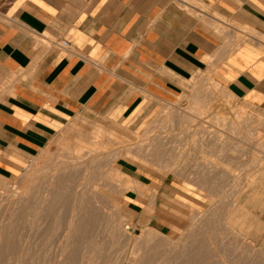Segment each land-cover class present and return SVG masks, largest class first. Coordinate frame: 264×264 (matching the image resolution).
<instances>
[{
    "label": "crops",
    "instance_id": "1",
    "mask_svg": "<svg viewBox=\"0 0 264 264\" xmlns=\"http://www.w3.org/2000/svg\"><path fill=\"white\" fill-rule=\"evenodd\" d=\"M200 73L264 110V0H0V174L77 117L136 127Z\"/></svg>",
    "mask_w": 264,
    "mask_h": 264
},
{
    "label": "rangeland",
    "instance_id": "2",
    "mask_svg": "<svg viewBox=\"0 0 264 264\" xmlns=\"http://www.w3.org/2000/svg\"><path fill=\"white\" fill-rule=\"evenodd\" d=\"M199 96H201L200 100ZM172 104L170 109V105L167 106L164 102L160 103L159 107L136 127L77 117L67 125V128L50 145L34 157L21 173L14 177L0 174V182H4L0 183V187L3 188V184L5 187V183L8 186L7 188L0 189L2 193V198L0 197L2 199V201L0 199V264H93L94 262L98 264L97 261L100 262L99 264H131V262L134 264H242V262L244 264H264V110L247 105L228 96L225 90L212 79L209 73H200L194 76L185 93ZM180 107L196 113V115L204 120L203 124H207L210 128L218 125L228 132L231 128H237L236 133L232 132V135L236 136V138L231 141L232 143H225L222 151L219 152H215L211 150L212 148L207 147L204 150L202 148L200 150L199 146L193 147L194 145L190 143V138L175 125L179 120L177 115L180 109H182ZM172 110L173 113L170 115L169 112ZM247 116L252 117L251 124L255 130L251 132L247 128L239 127L238 129V125H243ZM239 120L243 121V123L239 122ZM161 129H167L166 133H171V135L165 140V144L161 148L158 147L159 151L152 153L151 150H148L145 153L143 149L144 145L157 137ZM95 131H98L102 135L108 134V132L112 135L109 138L105 136L94 137ZM248 132L250 136L252 135L251 137H249ZM184 139L188 140L189 144L192 145H189L190 147H187L183 155H181L179 147L180 143L184 142ZM245 141L246 144H243ZM96 142L104 145L100 148L92 145ZM92 148L96 150V155L102 158V160H110L109 157L114 159L116 155L117 158H115L113 164L112 162L109 164V161L106 162L104 160V166L101 163L102 166L100 167L98 166L99 163L96 164L94 162L95 164L92 163L93 167L90 164L91 168L84 171V165H81L83 164L81 160L88 158L85 154ZM128 148L134 152V155L133 153L132 155L127 153ZM148 154L151 156H148ZM159 155H162V157ZM151 157L153 158L151 159ZM157 158L160 159L157 163H162L161 165H164V167H161V165L152 166L149 163L156 161ZM87 161L84 160L83 162ZM167 161L169 163L176 162V171H170ZM59 164L64 167H60ZM63 164L69 168L65 170L66 168ZM166 164L168 165L166 166ZM94 165L97 167H94ZM111 165L129 174L132 180H140L147 186H154L156 198L154 197L152 200V205L149 206L150 201L147 197L145 198V196L136 192L134 183H131L130 187L123 191L125 192L124 195L122 194L123 198L109 189V187L99 186V183H102L100 176L102 174H111L109 172ZM211 165L216 167L214 171L219 173L220 177L218 174L216 179H214L215 176L211 175L213 174L211 172L206 173L207 175L200 174L202 171H206L204 166L208 167ZM177 169L179 170L177 171ZM81 174L85 175H82L84 180ZM249 175L251 176L250 178H248ZM201 176L204 179L206 177V180ZM124 177L122 175V180H127ZM201 179L204 180V185H202L203 181ZM195 182H198L197 184L200 183L201 186L199 184L198 188ZM208 183L212 184V187ZM249 183L250 185L248 186ZM147 186L142 187L146 189ZM121 187V185L118 186V188ZM210 187L212 190L208 189ZM242 188H246V191L240 193L239 191H242ZM4 190L6 192L10 190L11 192H19L28 197L30 196L29 199L25 200L26 202L22 200L20 202L21 205L19 203L16 204L15 210L10 208L14 214H12L13 216L11 215V211H9L10 209L8 210L7 203L9 201L4 200L6 199L3 196L6 194ZM208 190L214 192V196L210 194L214 198V201L220 202V204L217 203L218 208L215 211L218 215L215 214L213 215L214 217L211 215L214 212L209 210L211 202L209 200L210 195L207 193ZM100 191L104 193L98 194ZM235 193L236 196L234 195ZM94 195L96 199L99 198L97 200H99L98 203L100 205L101 203L104 206L106 205L105 207L110 210L109 212H111L110 214L114 219L117 218L114 215H117L115 210L119 209L118 206H123V210L126 213L125 219L131 222V224H135L133 231H131V235L134 236L135 241L141 234L143 226L147 225L156 229V233H159V235L157 233L156 240L160 239L158 241L162 240L161 242L163 243L160 246L161 248H154V242L150 244L139 242L142 244L139 245L144 247L143 250L146 249V251L143 252L140 246H138L140 249L137 247L135 248V252H133L134 238H132L130 243H127L125 237L121 238L119 236L115 237L116 239L108 237V230L103 225L104 223L101 224L97 218H93L89 213L86 214L85 207L92 204L91 197ZM232 196H235V198ZM112 199H121L120 204L116 205L117 207L115 206V210L111 202ZM231 199L234 204L231 202ZM80 200L84 204H81ZM235 202L238 204H235ZM26 203L27 205H25ZM230 204H233L232 209L230 208ZM79 205H84L85 209L82 206L81 210H78ZM71 208L81 211V215L85 212L86 215H82L84 218L81 216L83 219L80 220L79 225L85 228H82V230H86V233L84 230H80V226L74 228L75 231L71 230L68 233V222H71V215L73 214H71L73 212ZM146 210L148 211L146 212ZM209 211H211V214ZM225 212H232L231 218L226 221L228 229L224 228L221 221L222 216L226 214ZM202 214L206 218L203 222L206 220L205 222L207 223L208 221V223L204 222L200 227L195 226L194 228L192 226L193 216L197 215L195 217L203 219ZM9 216L12 219H9ZM87 216L89 217V221L85 220V218H88ZM207 216H210L209 218L212 219H209L210 222ZM215 217L218 219H214ZM115 220L117 221L118 218ZM213 220L214 222H212ZM48 231L49 234L47 235ZM77 232L84 235L81 237ZM168 238L170 241L181 238V241L171 245ZM244 238L252 241L255 251L250 252L247 248L245 250V247L242 245V239ZM167 242L169 244L166 246ZM91 243L95 244L96 247ZM176 244H180L179 248ZM2 246L3 248H1ZM92 248L96 251L90 250ZM136 249L138 253L143 252L145 256H142V254L141 256L140 254L138 255ZM95 252L98 253V256L100 255L97 261L98 256ZM84 256H88V261L87 259L85 260ZM59 259H65V262ZM89 260L93 262L91 263Z\"/></svg>",
    "mask_w": 264,
    "mask_h": 264
},
{
    "label": "bare ground",
    "instance_id": "3",
    "mask_svg": "<svg viewBox=\"0 0 264 264\" xmlns=\"http://www.w3.org/2000/svg\"><path fill=\"white\" fill-rule=\"evenodd\" d=\"M203 96V95H202ZM204 97V96H203ZM202 97V98H203ZM200 98H201V96H199V100H200ZM197 99H198V97H197ZM205 100V99H204ZM165 104L167 105V106H169L170 105V109H171V106L173 105L172 103H170V102H165ZM172 104V105H171ZM180 108H182V107H180ZM176 109V108H175ZM175 111V110H174ZM173 113V110L172 111H170L169 112V114L171 115ZM178 123L177 124H175L176 125V127L179 129V130H181L183 133H185L186 135H187V137H189L190 138V143H192L194 146L193 147H196V146H199L200 147V150H201V148H202V150H204V148L206 149V147L207 148H212L211 150H214L215 152H219V151H222V147L224 146V144L225 143H227V144H229V142L230 143H232L231 141H233L235 138H236V136H234V135H232V132L234 133L235 131H236V129L237 128H231V129H229V132L227 131V130H224L223 128H221L220 126H218V125H214L213 126V128H210V127H208V125L206 124H203V122H204V120H202L201 119V117L200 116H198V115H196V113H193V112H190V111H188V110H186V109H180V111L178 112ZM238 116V115H237ZM172 118V117H171ZM177 119V118H176ZM206 122V121H205ZM239 122H242L243 123V121H240L239 120ZM251 122H252V117H248L247 116V118L244 120V124L242 125H238V129H239V127H242V128H247L248 129V131L249 132H251V131H253V130H255L254 129V126L251 124ZM176 123V122H175ZM170 129H172V128H170ZM168 130L167 129H161L160 130V133L157 135V137H155V138H153L152 140H150V142L148 141V143H146L145 145H144V152L145 153H147V151L149 150H151L152 151V153L154 152H156V151H159L158 150V147H162V145H164L165 144V140L167 139V138H169V136L171 135V133H166ZM244 131V130H243ZM248 132V134H249V137H251L250 136V133ZM236 133V132H235ZM238 133H240V132H238ZM242 133V132H241ZM246 133V132H245ZM247 134V133H246ZM254 134V133H253ZM112 134L111 133H109L108 132V134H105V135H102V134H100L98 131H95L94 132V137H96V136H98V137H103V136H105V137H110ZM244 135V134H243ZM237 136H239L238 134H237ZM240 137H241V134H240ZM239 138V137H238ZM242 141V140H241ZM243 142V141H242ZM234 143V142H233ZM192 144H189V141L187 140L186 141V139H184V142L182 143H180V147H179V153L181 154V155H183V153L185 152V149L187 148V147H190L189 145H192ZM241 144V143H240ZM243 144H246V141H245V143H243ZM92 145H94V146H98V148H100L102 145H104V144H101V143H93ZM237 145V144H236ZM239 145V144H238ZM102 148H104V147H102ZM190 149V148H189ZM208 150V149H207ZM143 151V150H142ZM119 152H121L122 153V151L121 150H119ZM119 152H116V153H119ZM205 152H206V150H205ZM121 153H120V156H121ZM127 153H130V155H132V153H133V155H134V152H132V151H130V149L128 148L127 149ZM143 153V152H142ZM158 153V152H157ZM156 153V154H157ZM162 153V152H161ZM221 153V152H220ZM85 154V153H84ZM137 154V153H136ZM135 154V155H136ZM214 154V153H213ZM86 156H88V158H85V159H83V160H81L82 161V163L83 164H81V165H84V171H87V169H89V168H91V165L90 164H95L94 162H96V164H98V166L100 167V166H102L101 165V163H103L104 162V160L105 159H103L102 160V158H100V157H98L97 155H96V150L95 149H89L87 152H86V154H85ZM125 155H127V154H125ZM150 154H148V156H149ZM117 156V155H116ZM116 156H114L115 158H117ZM119 156V155H118ZM145 156H147V155H145ZM151 156V155H150ZM152 156H153V154H152ZM160 156V155H159ZM215 156V155H214ZM101 157H104V156H101ZM125 157V156H124ZM158 157V156H157ZM160 157H162V155L160 156ZM159 157V158H160ZM112 158H113V156H112ZM115 158L114 159H111L110 157H109V159L111 160H105L106 162L107 161H109V164H110V162H112V164H113V161L115 160ZM134 158V157H133ZM153 157H151V159H152ZM157 158V160L156 161H154V162H149L150 164H152V166L153 165H161L160 163H157V162H159V160L160 159H162V158ZM222 158V157H221ZM138 159V158H137ZM150 159V160H151ZM219 160H220V158H218ZM217 159V160H218ZM84 160H88L87 162H83ZM136 160V159H135ZM145 160V159H144ZM67 161V160H66ZM146 161V160H145ZM147 161H149V160H147ZM224 161V160H223ZM222 161V162H223ZM168 162V161H167ZM169 163V162H168ZM171 163V162H170ZM170 163H169V165L168 164H166V166L168 165L169 167L168 168H170V171H176V162H173V163H171V165H170ZM93 164H92V167H93ZM104 164L105 163H103V166H104ZM125 164V163H124ZM144 164H146V163H144ZM148 164V163H147ZM208 164H210V163H208ZM207 164V165H208ZM63 165H65V164H63ZM59 166H60V164H59ZM58 166V167H59ZM127 166V165H126ZM166 166H165V168H166ZM60 167H64V166H60ZM94 167H97V166H95L94 165ZM109 167V166H108ZM161 167H164V165L162 166L161 165ZM65 170H67L69 167L68 166H66L65 165ZM204 168L206 169V171H202V173H200V174H206V173H209V172H211V173H213V174H211V175H213V176H215L214 177V179H216V176L219 174V173H217L216 171H214L215 170V166L213 165H211V166H208V167H206V166H204ZM93 169V168H92ZM61 170V169H60ZM169 170V169H168ZM179 169H177V171H178ZM182 170V169H181ZM192 170V169H191ZM204 170V169H203ZM63 171H64V169H63ZM94 171V170H93ZM199 171V170H198ZM198 171H196L197 173H199ZM222 171V170H221ZM92 172V171H91ZM109 172H111V174H102L101 176H100V180L102 179V183H99L100 185L99 186H101V187H109V189H111L112 191H114L115 193H117V194H119V195H121V197H122V194L124 195L125 194V192H123L125 189H128V187H130V184L131 183H134L135 184V186H136V192L138 193V194H141V195H143V196H145V198L147 197L148 198V200L150 201V205L149 206H151L152 205V200L154 199V197H155V194H156V189H155V187L154 186H147L144 182H141L140 180L138 181V180H132L131 178H130V175L129 174H127V173H124V172H122V171H120V170H118V168H116L115 166H112L111 165V167H110V169H109ZM195 172V171H194ZM214 172H216V173H214ZM219 172H220V170H219ZM87 173V172H86ZM191 173V172H190ZM221 173V172H220ZM73 174H75V173H73ZM72 174V175H73ZM84 174V173H83ZM83 174H81V176L83 175ZM175 174V173H174ZM179 174V173H178ZM177 174V175H178ZM200 174H198L199 176H200ZM225 174V173H224ZM71 175V174H70ZM69 175V176H70ZM90 175V174H89ZM122 175L123 176H125L126 177V179L127 180H125V181H123L122 180ZM180 175H182L181 173H180ZM193 175V174H192ZM194 175H196V174H194ZM207 175V174H206ZM222 175H223V172H222ZM248 175V174H247ZM251 175V174H250ZM249 175V177L248 178H250L251 176ZM74 176V175H73ZM83 176H85V175H83ZM82 176V177H83ZM198 176V177H199ZM212 176V177H213ZM219 177H220V174L218 175ZM228 176V175H227ZM72 177V176H71ZM70 177V178H71ZM86 177H87V175H86ZM90 177V176H89ZM124 177V178H125ZM190 177V176H189ZM201 177H203V176H201ZM210 177V176H209ZM73 178V177H72ZM129 178V179H128ZM195 178V177H194ZM207 178H208V176H207ZM211 178V177H210ZM237 178V177H236ZM246 178H247V176H246ZM198 179V178H197ZM203 179H204V177H203ZM203 179H201V181H203L202 182V185H204L205 183H204V180H206V177H205V179L203 180ZM212 179V178H211ZM235 179V178H234ZM83 180H84V177H83ZM184 180V179H183ZM189 180V179H188ZM193 180V179H192ZM200 180V179H199ZM252 180V179H251ZM191 181V180H190ZM213 181V180H212ZM218 181V180H217ZM241 181V180H240ZM246 181V180H245ZM193 182V181H192ZM200 182V181H199ZM205 182H208V181H205ZM210 182H211V180H210ZM209 182V183H210ZM214 182V181H213ZM221 182V181H220ZM1 183V182H0ZM2 183H4V182H2ZM1 183V184H2ZM196 183V182H195ZM198 183V182H197ZM196 183V184H197ZM204 183V184H203ZM208 183V184H209ZM212 183V182H211ZM241 183H243V182H241ZM251 183V182H250ZM250 183L248 184V186L250 185ZM87 184V183H86ZM92 184V183H91ZM194 184V183H193ZM200 184V183H199ZM199 184H197L196 186L198 187V185ZM213 184V183H212ZM212 184L210 185L211 187H212ZM88 185V184H87ZM90 185V184H89ZM119 185H121L122 187L121 188H118V186ZM208 185V186H209ZM215 185V184H214ZM232 185V184H231ZM244 185V184H243ZM2 186V185H1ZM98 186V187H99ZM142 186H147V188L145 189V188H143ZM199 186H201V184L199 185ZM222 186V185H221ZM225 186V185H224ZM223 186V187H224ZM238 186V185H237ZM241 186V185H240ZM5 187L7 188L8 186H6V183H5ZM4 187V184H3V188L2 187H0V189L2 188V189H4L5 188ZM124 187V188H123ZM205 187H206V185H205ZM211 187L210 188H208V189H211ZM79 188V187H78ZM199 188V187H198ZM91 189V188H90ZM133 189V188H132ZM201 189V188H200ZM203 189H204V187H203ZM241 189V188H240ZM207 190V189H206ZM205 190V191H206ZM212 190V189H211ZM207 191V193L210 195V194H213V196H214V192H212V191ZM5 191V190H4ZM76 191V190H75ZM149 191H151V193H149ZM214 191V190H213ZM239 191V190H238ZM238 191H236V192H238ZM244 191H246V188L244 189V188H242V191H239L240 193H242V192H244ZM6 192V191H5ZM83 193H84V191H82ZM81 192V193H82ZM80 193V192H79ZM79 193H76L77 195L79 194ZM99 193H104V192H102V191H100V192H98V194ZM234 193V192H233ZM239 193V194H240ZM4 194V193H3ZM32 194V193H31ZM51 194V193H50ZM52 194H54V193H52ZM97 194V195H98ZM76 195V196H77ZM80 195V194H79ZM101 195V194H100ZM118 195V196H119ZM235 196H236V193L234 194ZM240 195H242V194H240ZM3 196H5V198L6 199H4L5 201H9V203H7V205H8V210L11 208H13L14 209V207H15V205L16 204H20V202L22 201V200H27V199H29V197L27 196V195H24V194H21V193H19V192H11L10 190H7V192H6V194H4ZM75 196V197H76ZM99 196V195H98ZM105 196V195H104ZM103 196V197H104ZM208 196V195H207ZM235 196L233 197V198H235ZM237 196H239V195H237ZM0 197L2 198V193H1V191H0ZM28 197V198H27ZM74 197V198H75ZM100 197V196H99ZM102 197V196H101ZM0 198V199H1ZM73 198V199H74ZM81 198V197H80ZM92 198V200H91V202H92V204L91 205H89V206H87V207H85L86 208V214H90V216H92L93 218H97L100 222H101V224L102 223H104L103 225H105V227H106V229L108 230V234H109V236L108 237H113V238H117V237H121V238H123V237H125L124 239L125 240H127V243H130L131 242V240H132V238H134V236H132L131 235V231H133V229H134V225L133 224H131V222H129L127 219H125V212H124V210H123V206H118L119 207V211L117 210H115L116 209V205H118V204H120V200L121 199H115V200H111V202H112V204L114 205L113 207H115L114 208V210H115V212H117V215L116 214H114L117 218H118V220L116 221L115 219H117V218H113L112 217V215L110 214L111 212H109L110 210L109 209H107L104 205H102L103 203H101V205H100V203H98L99 202V200H97V199H99V198H97L96 199V196L94 195V196H92L91 197ZM119 198V197H118ZM123 198V197H122ZM156 198V197H155ZM77 199V198H76ZM83 199V198H82ZM238 199V198H237ZM3 200V201H4ZM49 200V199H48ZM54 200V199H53ZM75 200V199H74ZM209 200H210V202H211V206H210V209L209 210H212V212H214V214L212 213L211 214V211H209L210 212V214L213 216V215H218L215 211L217 210V206H218V204L217 203H219L220 204V202H218V201H214V198H212V195H210L209 196ZM234 200V199H233ZM236 200V199H235ZM1 201H2V199H1ZM4 201V202H5ZM81 201V200H80ZM89 201H90V199H89ZM103 201V200H102ZM237 201V200H236ZM26 202V201H25ZM24 202V203H25ZM231 202H232V199H231ZM238 202V201H237ZM237 202H235V204L237 203ZM83 202L81 201V204H82ZM87 203V202H86ZM233 203V202H232ZM77 204V203H76ZM84 204V203H83ZM149 204V203H148ZM224 205H225V203H223ZM234 204V203H233ZM233 204H230V208L232 209V207H233ZM238 204V203H237ZM5 205V204H4ZM6 205V206H7ZM21 205V204H20ZM25 205H27V203L25 204ZM83 206V209H85L84 208V205H82ZM82 206H80L79 205V207H78V210L80 209L81 210V208H82ZM220 206V205H219ZM223 206V205H222ZM237 206V205H236ZM74 207V206H73ZM226 207H228V206H226ZM235 207V206H234ZM25 208V207H24ZM75 208H77V207H75ZM75 208H71L72 210H73V212H71V222H66L67 224H68V227H67V229H68V233H69V231H71V230H74V228H78V226H80L79 228H80V230H82V228H84V227H82L81 225H79V223H80V220L81 219H83L84 218V216H82V215H84L85 214V212H84V214H80L81 213V211H78L77 209H75ZM110 208V207H109ZM224 208V207H223ZM237 208H240V207H237ZM3 209V208H2ZM5 209V208H4ZM11 209L9 210V211H11ZM23 209V208H22ZM26 209V208H25ZM74 209H75V211H74ZM15 210V209H14ZM35 210V209H34ZM219 210V209H218ZM225 210H226V208H225ZM230 210V209H229ZM148 210H146V212H147ZM8 212V211H7ZM82 212V213H83ZM220 212V211H219ZM223 212H224V210H223ZM10 213V212H9ZM70 213V212H69ZM226 213V212H225ZM232 213V212H231ZM231 213L229 212V213H226L225 215L224 214H222V215H224V216H222V224H223V226H224V228H227L228 229V225L226 224V221L227 220H229L230 218H231ZM236 213V212H235ZM4 214V213H3ZM13 213H12V211H11V215H12ZM67 214V213H66ZM85 214V215H86ZM209 214V215H210ZM220 214V213H219ZM10 215V216H11ZM14 215V214H13ZM12 215V216H13ZM180 215V214H179ZM205 215V214H204ZM9 216V219L12 217H10ZM38 216V215H37ZM83 218H82V217ZM127 216V215H126ZM195 216H197V215H195ZM195 216H193V221H192V226L195 228V226L196 227H200L201 225H203L204 224V222L206 221H204L203 222V220L204 219H206V218H204V216H203V214H202V216H203V219L202 218H199V217H195ZM202 216H200V217H202ZM15 217V216H14ZM88 217V216H87ZM196 219H195V218ZM208 217V216H207ZM210 217V216H209ZM208 217V220L210 219ZM214 217V216H213ZM213 217H211V218H213ZM13 218V217H12ZM11 218V219H12ZM217 217H215L214 219H216ZM88 220L89 219V217L88 218H85V220ZM90 219H91V217H90ZM218 219V218H217ZM220 219V218H219ZM69 221H70V219H68ZM97 220V221H98ZM210 220H212V219H210ZM210 220H209V222H210ZM236 220V219H235ZM239 220V219H238ZM3 221V220H2ZM89 221V220H88ZM139 221V220H138ZM137 221V222H138ZM218 221V220H217ZM10 222V221H9ZM212 222H214V220L212 221ZM11 223V222H10ZM99 223V222H98ZM140 223V222H139ZM206 223V222H205ZM207 223H208V221H207ZM206 223V224H207ZM100 224V225H101ZM205 224V225H206ZM219 224V223H218ZM222 224H221V226H222ZM62 225V224H61ZM87 225V224H86ZM93 225V224H92ZM91 225V226H92ZM102 225V226H103ZM139 225H141V224H139ZM231 225V224H230ZM242 225V224H241ZM84 226V225H83ZM88 226H89V224H88ZM87 226V227H88ZM142 226V225H141ZM2 228H3V226H1ZM59 227V226H58ZM90 227V226H89ZM104 227V228H105ZM99 228V227H98ZM100 228H102V227H100ZM202 228V227H201ZM219 228V227H218ZM217 228V229H218ZM231 228V227H230ZM5 229V228H4ZM8 229V228H7ZM48 229V228H47ZM61 229V228H60ZM85 229V228H84ZM83 229V230H84ZM221 229V228H220ZM2 230V229H1ZM9 230V229H8ZM63 230V229H62ZM77 230V229H76ZM82 230V231H83ZM208 230V229H207ZM222 230V229H221ZM75 231V230H74ZM86 230H84V232H85ZM181 231V230H180ZM188 231V230H187ZM196 231V230H195ZM223 231V230H222ZM226 231V230H225ZM228 231V230H227ZM233 231V230H232ZM2 232H3V230H2ZM67 232V231H66ZM79 232V231H78ZM78 232H77V234H78ZM87 232V231H86ZM85 232V233H86ZM93 232V231H92ZM208 232V231H207ZM65 233V232H64ZM101 233V232H100ZM106 233V232H105ZM158 233V232H157ZM157 233H156V229H154V228H152V227H149V226H147V225H145V226H143L142 227V229H141V234L136 238L137 240L135 241V238H134V244H133V252H135V248H137L138 246H140V245H142L143 243H152V242H154L152 245L154 246V248H156V247H160L163 243L160 241H158V240H160V239H158V240H156V237L159 235V233H158V235H157ZM203 233V232H202ZM210 233V232H209ZM228 233V232H227ZM13 234V233H12ZM49 234V231L47 232V235ZM82 234V233H81ZM80 233L78 234V235H81ZM90 234H91V232H90ZM107 234V235H108ZM182 234V233H181ZM184 234V233H183ZM233 234V233H232ZM5 235V234H4ZM7 235V234H6ZM66 235H68V234H66ZM84 235V234H83ZM83 235H81V237L83 236ZM100 235V234H99ZM234 235H236V234H234ZM10 236V235H9ZM41 236H43V235H41ZM87 236V235H86ZM90 236V235H89ZM188 236V235H187ZM186 236V237H187ZM189 236H191L190 234H189ZM203 236V235H202ZM209 236H210V234H209ZM4 237V236H3ZM64 237H65V234H64ZM174 237V236H173ZM1 238H2V236H1ZM46 238V237H45ZM86 238V237H85ZM115 238V239H116ZM188 238V237H187ZM218 238V237H217ZM49 239V238H48ZM90 239H91V237H90ZM98 239V238H97ZM96 239V240H97ZM107 239V238H106ZM167 239V238H166ZM169 239V238H168ZM181 239V238H180ZM179 238H177V240H174V241H170V239H169V241L171 242V245H173V243L175 244V242H180L181 240H180ZM186 239V238H185ZM239 239V238H238ZM3 240V239H2ZM1 240V241H2ZM64 240V239H63ZM85 240V239H84ZM89 240V239H88ZM92 240V239H91ZM91 240H89V241H91ZM101 240V239H100ZM156 240V241H155ZM183 240V239H182ZM187 240V239H186ZM185 240V241H186ZM243 241H242V245L245 247V250H246V248L248 249V251H250V252H253V251H255V247H254V244L252 243V241L251 240H248L247 238H244V239H242ZM62 241V240H61ZM184 241V240H183ZM84 242V241H83ZM97 242V241H96ZM100 242V241H99ZM123 242V241H122ZM142 243V244H140V243ZM8 243V242H7ZM165 243V242H164ZM240 243H241V241H240ZM3 244V243H2ZM1 244V245H2ZM5 244V243H4ZM32 244V243H31ZM84 244V243H83ZM86 244V243H85ZM92 244V243H91ZM140 244V245H139ZM167 244H169V242H167L166 243V246H167ZM182 244V243H181ZM7 245V244H6ZM5 245V246H6ZM92 245H94L95 246V244H92ZM91 245V246H92ZM98 245V244H97ZM177 245V247L178 246H180V244L178 245V244H176ZM4 246V247H5ZM8 246V245H7ZM19 246V245H18ZM32 246V245H31ZM83 246V245H82ZM85 246V245H84ZM120 246H122V245H120ZM127 246V245H126ZM36 247V246H35ZM34 247V248H35ZM96 247V246H95ZM95 247H94V249H95ZM119 247V246H118ZM125 247V246H124ZM129 247V246H128ZM175 248H177L176 246H174ZM1 248H3V246L1 247ZM9 248V247H8ZM12 248V247H11ZM90 248V247H89ZM139 248V247H138ZM140 248L142 249V251L143 252H145L146 251V249L145 250H143V248L144 247H141L140 246ZM139 248V249H140ZM153 248V247H152ZM151 248V249H152ZM161 248V247H160ZM179 248V247H178ZM243 248V247H242ZM121 249V248H120ZM174 249V248H173ZM241 249V248H240ZM3 250V249H2ZM40 250H41V248H40ZM90 250H93V248L92 249H90ZM123 250V249H122ZM154 250H158V249H154ZM168 250V249H167ZM196 250V249H195ZM244 250V249H243ZM15 251V250H14ZM87 251V250H86ZM93 251H96V250H93ZM93 251H91V252H93ZM118 251V250H117ZM121 251V250H120ZM124 251V250H123ZM122 251V252H123ZM138 250L136 249V253L139 255L140 254V256H141V254H142V256H145L144 254H143V252L142 253H138L137 252ZM140 251V250H139ZM151 251V250H150ZM206 251V250H205ZM170 252V251H169ZM168 252V253H169ZM7 253V252H6ZM38 253H40V252H38ZM61 253V252H60ZM96 253V252H95ZM107 253V252H106ZM116 253V252H115ZM119 253V252H118ZM180 253V252H179ZM93 254V256H94V253H92ZM91 254V255H92ZM97 254V256H98V253H96ZM240 254V253H239ZM41 255H42V253H41ZM57 255H58V253H57ZM60 255V254H59ZM90 255V256H91ZM124 255V254H123ZM256 255V254H255ZM45 256V255H44ZM53 256H55V255H53ZM62 256V255H61ZM86 256V255H85ZM84 256V257H85ZM92 256V257H93ZM100 256V255H99ZM99 256L97 257V259H96V261L98 260V258H99ZM120 256V255H119ZM139 256V257H140ZM148 256V255H147ZM188 256V255H187ZM3 257V256H2ZM63 257V256H62ZM77 257V256H76ZM83 257V258H84ZM94 257H96V256H94ZM93 257V258H94ZM124 257V256H123ZM253 257V256H252ZM42 258V257H41ZM46 258V257H45ZM58 258H59V256H58ZM90 258V257H89ZM104 258V257H103ZM112 258V257H111ZM143 258V257H142ZM168 258V257H167ZM43 259V258H42ZM46 259H48V258H46ZM45 259V260H46ZM87 259V261H88V256L87 257H85V260ZM91 259V258H90ZM106 259V258H105ZM131 259V258H130ZM141 259V258H140ZM252 259V258H251ZM255 259V258H254ZM36 260V259H35ZM60 261L61 260H63V259H59ZM65 260V259H64ZM63 260V261H64ZM84 260V261H85ZM92 260V259H91ZM123 260V259H122ZM129 260V259H128ZM159 260V259H158ZM228 260V259H227ZM90 261V260H89ZM140 261V260H139ZM138 261V262H139ZM241 261V260H240ZM243 261V260H242ZM251 261V260H250ZM22 262V261H21ZM65 262V261H64ZM91 262V261H90ZM93 262V261H92ZM91 262V263H92ZM112 262V261H111ZM120 262V261H119ZM122 262H124V261H122ZM252 262H253V260H252ZM34 263V262H33ZM55 263V262H54ZM95 263V262H94ZM93 263V264H94ZM97 263L99 264L100 262L99 261H97ZM130 263V262H129ZM23 264V263H22ZM32 264V263H31ZM45 264V263H44ZM57 264V263H56ZM65 264V263H64ZM78 264V263H77ZM86 264V263H85ZM87 264H90V263H87ZM96 264V263H95ZM102 264V263H101ZM104 264V263H103ZM119 264V263H118ZM131 264H134V263H132L131 262ZM136 264H139V263H136ZM195 264V263H194ZM242 264H244L243 262H242Z\"/></svg>",
    "mask_w": 264,
    "mask_h": 264
},
{
    "label": "built area",
    "instance_id": "4",
    "mask_svg": "<svg viewBox=\"0 0 264 264\" xmlns=\"http://www.w3.org/2000/svg\"><path fill=\"white\" fill-rule=\"evenodd\" d=\"M62 45H67V43L63 41V42H62Z\"/></svg>",
    "mask_w": 264,
    "mask_h": 264
}]
</instances>
